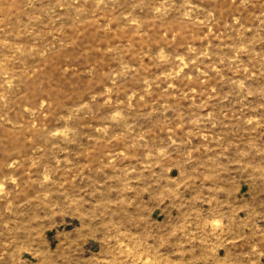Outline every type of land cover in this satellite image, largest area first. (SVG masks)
Listing matches in <instances>:
<instances>
[{"label": "rangeland", "instance_id": "obj_1", "mask_svg": "<svg viewBox=\"0 0 264 264\" xmlns=\"http://www.w3.org/2000/svg\"><path fill=\"white\" fill-rule=\"evenodd\" d=\"M0 264H264V0H0Z\"/></svg>", "mask_w": 264, "mask_h": 264}]
</instances>
